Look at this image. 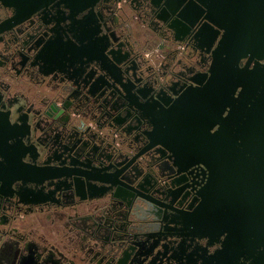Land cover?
Here are the masks:
<instances>
[{"label": "flooded vegetation", "instance_id": "af4514ba", "mask_svg": "<svg viewBox=\"0 0 264 264\" xmlns=\"http://www.w3.org/2000/svg\"><path fill=\"white\" fill-rule=\"evenodd\" d=\"M19 2L26 6L24 14L0 33V110L8 93L16 101L31 95L49 103L52 93L46 83L53 87L67 75L82 89L84 75L96 77L93 97L116 104L115 123L83 116L38 142L47 146L48 165L72 160L75 173H82L85 156L74 154L72 145L96 143L103 165L114 171V183L88 184L71 173L19 185L33 192L32 200L14 196L15 185L1 187L0 264H216L215 247L202 239H186L181 224L172 222L199 203L203 171L198 166L174 167L168 152L156 145L153 125L136 109L144 101L173 97L169 87H183L194 72L206 68L208 54L192 39L194 27L175 40L167 27L173 17L151 0ZM14 14V7L0 0V24ZM93 35L98 41L115 39L116 57L125 65L113 70L124 89L90 61ZM8 37L21 48L8 50ZM46 42L53 63L30 65L27 44ZM98 57L105 60L103 53ZM51 66L60 70L44 75ZM69 107L56 112L57 123L68 119ZM100 192L99 197L91 195Z\"/></svg>", "mask_w": 264, "mask_h": 264}, {"label": "water", "instance_id": "95a60500", "mask_svg": "<svg viewBox=\"0 0 264 264\" xmlns=\"http://www.w3.org/2000/svg\"><path fill=\"white\" fill-rule=\"evenodd\" d=\"M151 1L173 17L167 27L175 40L181 41L194 27L192 39L208 54L205 69L194 72L183 87H169L173 97L136 104L153 125L155 143L168 152L172 165L198 166L203 171L199 203L182 220L172 222L181 224L186 239H202L215 247L216 264H264V0ZM2 2L15 10L10 21L0 24V33H5L8 22L15 23L26 6L19 0ZM7 42L12 52L21 48L14 38ZM114 42L111 36L98 41L93 35L88 44L90 61L124 89L113 70L125 65L116 57ZM27 45L30 65L41 68L53 63L48 61V42ZM102 53L105 60L98 57ZM57 69L51 66L43 73L47 76ZM83 79L82 89L67 75L53 87L46 83L52 93L49 103L31 95L16 101L6 94L0 110V188L15 185L14 196L34 199L33 192L19 185L75 173L70 170L72 160L59 167L48 165L47 146L38 142L41 137L49 139L55 128L64 130L83 116L106 117L115 123L116 104L93 97L96 77ZM68 106V119L57 123L56 112ZM71 149L85 156L82 173H75L78 177L88 184L114 183V171L103 165L99 145L82 140ZM0 194L4 195L1 189Z\"/></svg>", "mask_w": 264, "mask_h": 264}]
</instances>
